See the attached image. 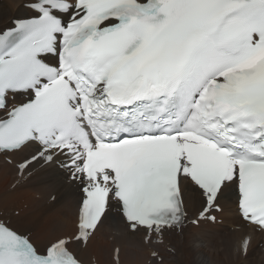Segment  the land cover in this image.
<instances>
[{
  "label": "snow or ice",
  "instance_id": "1",
  "mask_svg": "<svg viewBox=\"0 0 264 264\" xmlns=\"http://www.w3.org/2000/svg\"><path fill=\"white\" fill-rule=\"evenodd\" d=\"M24 6L0 29V154L19 179L66 173L76 227L37 245L0 215V264H85L113 212L146 245L184 225L188 200L192 223L223 224L229 193L242 222L229 231L264 233V0ZM251 244L242 232L237 251Z\"/></svg>",
  "mask_w": 264,
  "mask_h": 264
},
{
  "label": "bare ground",
  "instance_id": "2",
  "mask_svg": "<svg viewBox=\"0 0 264 264\" xmlns=\"http://www.w3.org/2000/svg\"><path fill=\"white\" fill-rule=\"evenodd\" d=\"M25 2L27 0H3L0 3V28L8 19L27 14L23 7ZM21 155L15 154L14 159H20ZM24 180L18 178L14 166L5 163L0 155V215L11 219L17 227L20 219L25 217L27 226L21 230L29 231L37 245H43L53 235L74 232L78 193L74 186L68 185L66 176L51 165L37 166ZM51 195L56 196L54 202ZM20 199L25 200L26 208ZM221 204L224 210L218 218H223V224L201 222L197 227L187 226L179 233L167 231L161 244L153 245L143 243L142 234L125 231L118 216L111 214L96 232V242L93 237L88 246L80 250V255L85 263L94 259L97 264H113L112 250L118 248L119 264H158L149 258L153 251L163 258L162 264H264V234L253 232L248 225L242 231H229L242 223L236 213L235 196L226 195ZM197 207L196 201L188 200L190 214ZM14 210H19L17 215ZM41 220L45 223L40 224ZM29 224L32 228H28ZM242 232L252 235L247 256L237 251Z\"/></svg>",
  "mask_w": 264,
  "mask_h": 264
},
{
  "label": "rangeland",
  "instance_id": "3",
  "mask_svg": "<svg viewBox=\"0 0 264 264\" xmlns=\"http://www.w3.org/2000/svg\"><path fill=\"white\" fill-rule=\"evenodd\" d=\"M0 3H3V0H0ZM8 20H10V19H8ZM8 26V22H6L5 24H2V26ZM2 26H1V28H2ZM3 26V27H4ZM0 28V29H1ZM23 181H26V180H24V178H23ZM34 195H38V194H34ZM34 195H32V197L34 198ZM21 200H23V202H21ZM48 201V200H47ZM25 202V200L24 199H20V203L22 204V206H23V204H25L24 203ZM27 207V205L25 204V208ZM24 209V208H23ZM17 211H19V210H14V215H17L18 213H16ZM26 218L25 217H23V218H21L20 219V221H19V224H18V227L21 229V228H23V226L24 227H26L27 225H26ZM40 224H44L45 223V221L44 220H41L40 222H39ZM28 228H32V226L29 224L28 225ZM25 232H27L28 234H30V236H31V233L29 232V231H25ZM96 237H94L93 238V241H95L96 242V239H95ZM217 241H218V239H217ZM219 243V242H218ZM168 252L170 251V248L167 250ZM161 257V256H160ZM95 258V257H94Z\"/></svg>",
  "mask_w": 264,
  "mask_h": 264
}]
</instances>
